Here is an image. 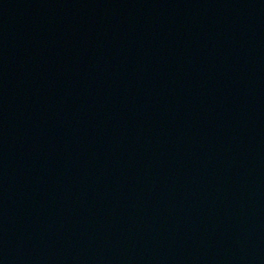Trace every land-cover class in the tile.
<instances>
[{
  "label": "water",
  "instance_id": "95a60500",
  "mask_svg": "<svg viewBox=\"0 0 264 264\" xmlns=\"http://www.w3.org/2000/svg\"><path fill=\"white\" fill-rule=\"evenodd\" d=\"M0 264H264V0H0Z\"/></svg>",
  "mask_w": 264,
  "mask_h": 264
}]
</instances>
